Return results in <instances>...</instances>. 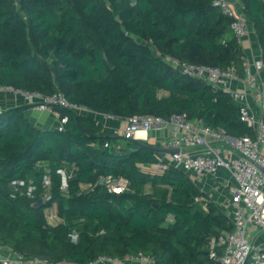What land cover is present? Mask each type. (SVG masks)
Wrapping results in <instances>:
<instances>
[{
	"label": "trees",
	"instance_id": "1",
	"mask_svg": "<svg viewBox=\"0 0 264 264\" xmlns=\"http://www.w3.org/2000/svg\"><path fill=\"white\" fill-rule=\"evenodd\" d=\"M235 1L264 62V0ZM231 22L213 0H0V85L45 96L61 92L71 103L119 118L186 114L232 137H254L228 92L164 58L235 67L243 76L244 52ZM31 107L0 113L1 245L51 263L142 252L156 264H216L208 242L233 224L215 202H195L205 193L182 170H146L159 161L157 144L105 133L93 116L59 106L54 109L68 117L64 131L44 130L27 116ZM60 169L70 177L67 194ZM46 175L52 199L42 207H34L38 192L12 197V181L41 186ZM108 177L127 181L129 190L85 189ZM51 209L55 224L48 222Z\"/></svg>",
	"mask_w": 264,
	"mask_h": 264
},
{
	"label": "built area",
	"instance_id": "2",
	"mask_svg": "<svg viewBox=\"0 0 264 264\" xmlns=\"http://www.w3.org/2000/svg\"><path fill=\"white\" fill-rule=\"evenodd\" d=\"M13 1L19 4L21 0ZM213 7L232 18L230 30L237 42L241 44L249 34L250 25L238 11L234 1L213 0ZM164 58L182 74L202 80L215 90L228 92L239 107L241 121L254 132V137L249 135L241 138L232 137L225 129L209 127L202 120L192 121L186 114L173 115L170 119L152 115L133 116L126 119L124 128H115L112 134L125 139H137L141 132L146 135L151 132H164V136L157 143L158 147L178 150V153L169 154L159 159L157 164L147 166L146 170L152 173H164L173 167L188 174L195 183L196 178L215 176L221 169L227 170L235 183V190L229 202L231 205L229 218L233 224V230L222 232L210 239L207 245L210 258L216 264H264V248L256 247L248 240L250 225H256L264 230V62L255 63L256 71H252L245 63V82L249 87L239 90L235 89L234 84L243 80L235 67L220 68L189 63L170 56ZM250 90L256 92V110L249 104ZM0 93L22 95L32 104L34 110L56 113L58 117L56 129L59 131H64L68 117L61 116L54 109L55 106L67 108L79 114L91 115L102 125L105 121L117 118L114 115L97 113L71 103L61 92L45 96L39 92H25L12 86L0 85ZM105 147H109V143H106ZM198 148H202L203 151L195 152L194 150ZM57 173L61 176V191L67 194L70 177L63 169L58 170ZM98 185L105 186L111 193L120 194L129 190L127 181L111 177L101 178L95 185L85 189L93 191ZM11 186L12 197L27 192L26 194L35 198L34 193L38 192L37 196L45 203L52 199V179L49 175L43 177L41 186L33 179L14 180ZM195 202L206 206L209 201L198 197ZM57 216L56 209H51L48 214L49 224L51 219ZM78 237L77 232L70 234L73 242H77ZM0 264L79 263H51L40 257L28 259L12 248L0 244ZM89 264H156V260L139 252L123 257L100 256Z\"/></svg>",
	"mask_w": 264,
	"mask_h": 264
},
{
	"label": "crops",
	"instance_id": "3",
	"mask_svg": "<svg viewBox=\"0 0 264 264\" xmlns=\"http://www.w3.org/2000/svg\"><path fill=\"white\" fill-rule=\"evenodd\" d=\"M238 11L242 13V6L239 2L233 0ZM241 49L244 52L243 65L247 63V66L256 71L255 63L262 61V52L258 43L257 35L254 29L250 26L248 36L242 41ZM242 82L234 84L235 89L244 90L249 87L245 82L246 75H240ZM264 79V78H263ZM255 91L250 90L249 104L254 110L257 109L255 102ZM31 105L32 104L22 95L14 93H0V113L2 111L8 110L10 108ZM27 116L29 119L38 127L44 130L56 129L58 126V117L56 113L50 112H40L36 111L31 107ZM127 118L117 117L114 120L105 121L103 127L105 133H113L115 128L122 129L126 125ZM168 132L166 131V134ZM113 135V134H112ZM164 136V132H151L146 135V133L141 132L138 134L137 140L147 141L150 143L157 144L159 140ZM195 152H202V148L194 150ZM169 153L159 152V159H163ZM75 169V168H74ZM195 184L199 189L205 193V197L209 200L215 202L217 205L222 207L223 211L227 213L228 216L231 215V205L229 204L231 195L235 190V183L227 170L221 169L215 176H204L196 178ZM54 213V212H52ZM58 216L51 219V223L55 224L57 222ZM248 240L251 244L259 248H264V230L256 225H250L248 232Z\"/></svg>",
	"mask_w": 264,
	"mask_h": 264
},
{
	"label": "water",
	"instance_id": "4",
	"mask_svg": "<svg viewBox=\"0 0 264 264\" xmlns=\"http://www.w3.org/2000/svg\"><path fill=\"white\" fill-rule=\"evenodd\" d=\"M132 3H136L137 0H131ZM104 60L107 62L108 66L111 68L112 64L110 63V61L108 60V57L105 55L104 56ZM155 149H157L158 152H163V153H169V154H174V153H178V150H168V149H162L158 146L154 147ZM264 171V170H263ZM45 204L43 199H39L36 203H34V207L35 208H40Z\"/></svg>",
	"mask_w": 264,
	"mask_h": 264
},
{
	"label": "rangeland",
	"instance_id": "5",
	"mask_svg": "<svg viewBox=\"0 0 264 264\" xmlns=\"http://www.w3.org/2000/svg\"><path fill=\"white\" fill-rule=\"evenodd\" d=\"M99 119H101V117H99ZM116 119V118H115Z\"/></svg>",
	"mask_w": 264,
	"mask_h": 264
}]
</instances>
